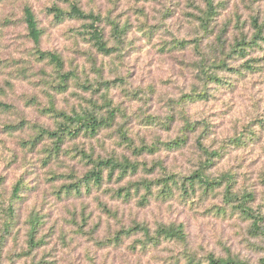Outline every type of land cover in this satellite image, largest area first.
Here are the masks:
<instances>
[{"label": "rangeland", "instance_id": "rangeland-1", "mask_svg": "<svg viewBox=\"0 0 264 264\" xmlns=\"http://www.w3.org/2000/svg\"><path fill=\"white\" fill-rule=\"evenodd\" d=\"M74 3L101 17L110 55L95 47L87 21L56 15ZM213 4L205 28V0H0L1 264H208L210 256L264 264V43L245 57L233 53L252 40L253 20L264 25V0ZM60 113H90L106 124L94 136L41 138V130L60 129ZM108 159L138 171L108 179L106 170L102 188L88 192L85 174ZM199 170L230 179L234 195H252L260 232L226 204L228 183L188 187L185 177ZM167 177L175 179L168 194L162 185L151 193L133 186ZM19 183L21 200L13 198ZM74 184L82 194L68 196L65 187ZM121 189L131 196L120 197ZM12 204L16 219L5 234ZM169 226H183L186 240L150 239Z\"/></svg>", "mask_w": 264, "mask_h": 264}, {"label": "trees", "instance_id": "trees-1", "mask_svg": "<svg viewBox=\"0 0 264 264\" xmlns=\"http://www.w3.org/2000/svg\"><path fill=\"white\" fill-rule=\"evenodd\" d=\"M206 2V7L207 11L205 14V18L201 19V23L205 28H208L210 26V22L212 21V17H215L216 15V10L214 8L213 0H205ZM56 15L57 16H64L70 14L73 18L87 21L86 27L89 30V35L95 43V47L98 49V51L103 52L104 54L110 55L113 50L108 47L105 39H104V33L103 29L100 26L101 23V17L98 15H95L93 13H85L78 3H74L71 6V11L70 13H66L65 11L61 9H55ZM25 17H26V22L28 25V29L30 31V35L34 38L35 43H39L40 41V36L41 33L38 29V24L35 19L34 14L32 13L31 9L26 8L25 12ZM253 24L255 27V34L252 38L251 41H247L246 39L241 40L240 42L236 43L235 50H233V53L245 57L248 54L249 49L251 50L252 47L255 45H258L260 42L264 43V25L258 23V20H253ZM115 32L121 35V31L117 27L115 29ZM45 56L42 57H48L53 61L59 68L63 67L62 61L60 58L56 55L53 54H44ZM225 64V63H224ZM226 65V64H225ZM248 69H252V66L247 65L246 66ZM215 81H218V78H214ZM60 116L63 117L64 123H62L60 129L56 132H51L49 130H41L39 135L41 138L44 136L47 137H52L53 139H56L57 143H60L66 136L69 137H79L80 135H96L99 132V128H101L102 125L106 124V121L104 118L99 119L97 116H94L93 114L90 113H84L82 115H76L74 117L68 116L65 113H60ZM188 127H191L190 125ZM126 141H129L131 144V140L129 138H125ZM186 142V139H179L176 142L173 143L176 147H180L184 145ZM58 150V148L56 147ZM138 150V149H136ZM140 151V150H138ZM151 151V150H149ZM205 153L208 155L209 159H214V157L219 156L218 153L216 152H208L204 150ZM53 152L55 150L53 149ZM141 152V151H140ZM94 166L93 169L90 170L88 173L85 174L84 176V181H86L87 185V191L90 192L92 189H101L103 186V181H104V171L108 170V179L112 178L114 174L117 172L118 173V178L119 179H124L127 177L129 174L136 173L138 171V166L135 164H132L130 161L125 160L123 162H119L118 160L115 159H108V160H96L93 162ZM205 168V167H203ZM185 181L189 182L190 185L188 187L194 188L196 181L200 183L201 186L204 187L205 191L209 190H214L218 187H220L224 182L228 183L227 189H230L229 192L225 194L224 200L226 201V204L231 205L232 207H235L236 209L239 210L242 216L245 218L252 220L253 221V227L256 229L257 232H260V223L262 218L256 214L252 208L249 207L248 203L252 201V195L251 194H244V196L240 197L238 195H234V193L231 191V183L230 179L226 178L223 181H218V180H212L208 179L205 176L204 171H198L194 173L190 177H185ZM175 181L174 178L172 177H167L158 180L157 182H149V181H143L139 184H134L133 186L136 187L137 191L140 189H145L146 193H151L152 187L154 185H162L163 186V193H171L172 188H171V182ZM170 183V184H169ZM175 183V182H173ZM188 187L186 184H183V188L185 189V193H189ZM24 189V185L22 183L16 184L13 190V198L14 199H19L21 200L22 197L20 196L21 192ZM64 192L68 196H78L82 194V189L81 185L78 186V184L70 185L65 187ZM120 197H123L125 199H128L131 196V192L128 191L127 189H121L120 192ZM123 195V196H122ZM145 199V198H144ZM143 199V200H144ZM147 200L143 201V204H146ZM8 214H9V220L7 221V224L4 226V232L5 234L11 233L12 229V224H14V221L16 219V211L14 208V205H10L8 208ZM31 232L34 233L37 229V225L39 224L38 219H33L31 221ZM137 230L139 231H144L145 234L148 236L149 235V230L143 227H139ZM135 228V229H136ZM134 229H129V230H121L119 233H117V236H115L112 241L114 242H120L121 237L124 234H129L130 232H133ZM163 239H179L181 241L186 240V235L184 233V228L183 226H169V227H163L159 231L156 232V238L152 237L150 238L152 241L156 240V244H159V241ZM114 242V243H115ZM1 251V250H0ZM1 258V255H0ZM191 264H198L194 259L190 261ZM1 264V260H0ZM208 264H247L242 261L236 260V259H216L213 256L208 257Z\"/></svg>", "mask_w": 264, "mask_h": 264}]
</instances>
